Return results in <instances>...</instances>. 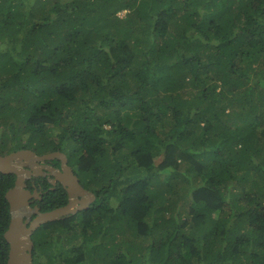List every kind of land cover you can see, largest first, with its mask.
<instances>
[{
	"label": "trees",
	"instance_id": "obj_1",
	"mask_svg": "<svg viewBox=\"0 0 264 264\" xmlns=\"http://www.w3.org/2000/svg\"><path fill=\"white\" fill-rule=\"evenodd\" d=\"M20 148L97 197L32 233V264H264V0H0V154Z\"/></svg>",
	"mask_w": 264,
	"mask_h": 264
},
{
	"label": "water",
	"instance_id": "obj_2",
	"mask_svg": "<svg viewBox=\"0 0 264 264\" xmlns=\"http://www.w3.org/2000/svg\"><path fill=\"white\" fill-rule=\"evenodd\" d=\"M55 158L61 161L62 170L46 168L66 189L68 201L63 206L40 211L37 206L30 205V199L38 195L26 188L25 180L41 172L42 166L39 161ZM65 162L66 155L59 150L37 155L29 148H20L7 154H0V172L15 175L13 186L5 193L10 213L9 224L3 234L8 243L6 264H32V233L47 222L86 209L95 200V195L79 184L77 176ZM54 181L52 179L51 183Z\"/></svg>",
	"mask_w": 264,
	"mask_h": 264
},
{
	"label": "flooded vegetation",
	"instance_id": "obj_3",
	"mask_svg": "<svg viewBox=\"0 0 264 264\" xmlns=\"http://www.w3.org/2000/svg\"><path fill=\"white\" fill-rule=\"evenodd\" d=\"M53 151H55V150H53ZM49 152H52V151H49ZM61 152H63V151H61ZM43 154H45V153H43ZM37 155H42V154H37ZM39 164L42 166V168L40 169L41 172H39L38 175H35V176L32 175L28 179L25 180L26 188L29 189L32 192L35 191L37 193V195H38L37 197H32L30 199V202H31L30 205L32 207L37 206V208L40 211H42L40 209L41 207H40V204L39 203H43L44 202L43 196L48 191V189L49 190L57 189L58 191L59 190L60 191L63 190L66 193V201L61 206L67 204V201H68V193H67L66 189L62 186V184L58 180L55 179V177L53 176V174L51 173V171H49L48 168H46V167H50L53 170H57V171L60 170L61 171L62 170V168H61V161L60 160H57L56 158L55 159H50V160L49 159H45L43 161H39ZM65 164H67L68 166H70L68 164L67 158H66ZM71 169H72V167H71ZM72 171H73V169H72ZM73 173H74V171H73ZM74 175H76V174L74 173ZM44 179L49 182V184H50L49 186H47V184L44 182ZM52 179L55 180L54 183H51V180ZM78 181H79V178H78ZM79 184L84 189H86L88 191H91V190L87 189L86 187H84L80 181H79ZM91 192L95 195V200H96L97 197H96L95 192H93V191H91ZM79 199H81V197H79ZM57 207H59V206H57Z\"/></svg>",
	"mask_w": 264,
	"mask_h": 264
},
{
	"label": "rangeland",
	"instance_id": "obj_4",
	"mask_svg": "<svg viewBox=\"0 0 264 264\" xmlns=\"http://www.w3.org/2000/svg\"><path fill=\"white\" fill-rule=\"evenodd\" d=\"M119 14H120V15H122V14H123V12H121V13H119ZM183 207H184V206H183ZM183 207H182V208H183Z\"/></svg>",
	"mask_w": 264,
	"mask_h": 264
}]
</instances>
